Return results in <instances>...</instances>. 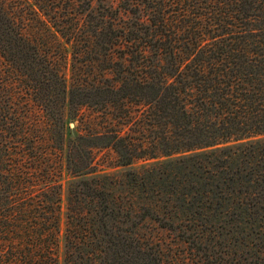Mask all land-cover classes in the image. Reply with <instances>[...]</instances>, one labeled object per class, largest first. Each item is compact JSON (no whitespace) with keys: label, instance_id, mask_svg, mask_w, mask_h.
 Here are the masks:
<instances>
[{"label":"trees","instance_id":"obj_1","mask_svg":"<svg viewBox=\"0 0 264 264\" xmlns=\"http://www.w3.org/2000/svg\"><path fill=\"white\" fill-rule=\"evenodd\" d=\"M104 1L40 6L69 79L0 2V264H165L147 219L264 264V0ZM96 105L107 124L71 132Z\"/></svg>","mask_w":264,"mask_h":264},{"label":"rangeland","instance_id":"obj_2","mask_svg":"<svg viewBox=\"0 0 264 264\" xmlns=\"http://www.w3.org/2000/svg\"><path fill=\"white\" fill-rule=\"evenodd\" d=\"M46 0H0V2L11 12L12 18L14 17L17 22H21L24 31L30 34L36 42H38L41 50L49 54L51 57H55L62 64V71L66 78L69 79L70 67H71V53H72V41H68L67 37H62L60 33L53 27L55 19L44 14L46 9L42 6ZM52 2L54 0H51ZM104 0H93V4H97ZM106 0L105 3H108ZM118 3L120 0H112ZM56 3L60 2L63 5L67 4V0H55ZM41 8V9H40ZM60 19V18H58ZM80 41H78L79 43ZM78 43L73 48V53L78 48ZM100 50V49H99ZM102 58V54L97 51ZM81 54V53H80ZM80 56V55H79ZM101 69V68H100ZM97 106V107H96ZM93 107H83V117L87 119V123L82 122L69 123V130L74 132L73 126L78 125L79 130L85 131L89 126H96V122L100 119L101 111L103 110L104 118L100 119V123L104 126L105 122L109 120L108 109L106 106L100 107L96 105ZM122 110V109H121ZM38 113V111H36ZM92 117L94 120H90ZM116 125L119 122L113 121ZM104 130V128L102 129ZM138 131V130H137ZM136 132V131H135ZM138 132H136L137 134ZM94 162L98 174H113L120 176L124 168L116 166L117 158L116 153L110 147L98 148L94 150ZM151 161H137L133 167L138 168L141 164ZM72 176L63 169L61 182H62V202H61V215H60V260L63 251V234L65 228V208L67 200V191L69 181ZM139 231L144 238L149 242H152L160 251L165 264H217L222 262L224 264H233L231 256H228L223 249H220L219 245H208V249L197 245L189 244L179 237L176 231L168 230L160 227L155 221L147 219L141 222ZM205 242V241H204ZM215 252V253H213ZM212 254L211 259H206L205 254ZM213 261V262H212Z\"/></svg>","mask_w":264,"mask_h":264}]
</instances>
